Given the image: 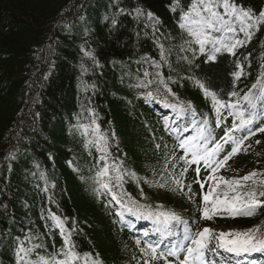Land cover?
Wrapping results in <instances>:
<instances>
[{
  "label": "trees",
  "instance_id": "1",
  "mask_svg": "<svg viewBox=\"0 0 264 264\" xmlns=\"http://www.w3.org/2000/svg\"><path fill=\"white\" fill-rule=\"evenodd\" d=\"M201 22L198 41L192 31ZM149 83L185 109L192 120L187 137L202 138L196 153L229 127V108L221 104L249 97L256 108L242 113L258 127L264 0H0V264H114L104 232L118 195L151 214L184 207L185 198L154 202L145 187L143 169L162 158L166 144L182 154L162 127L170 108L142 94ZM247 131L232 132L209 164ZM226 167V177L264 204V149ZM251 173L257 175L244 181ZM120 209L124 236L138 224L158 243L163 220L141 223L132 207ZM213 221L217 228L260 229L254 241H264V207ZM209 246L208 264L242 261ZM252 258L264 264L262 254Z\"/></svg>",
  "mask_w": 264,
  "mask_h": 264
},
{
  "label": "rangeland",
  "instance_id": "2",
  "mask_svg": "<svg viewBox=\"0 0 264 264\" xmlns=\"http://www.w3.org/2000/svg\"><path fill=\"white\" fill-rule=\"evenodd\" d=\"M206 26L204 22H201V27H197L193 30L195 37L197 39H201L202 36L200 34L201 28ZM148 73H153L152 68L148 67L146 69ZM151 77V76H150ZM150 77H148L150 79ZM152 94L153 97L157 98L163 106H167V102H171L173 104L176 103L174 97H172L169 93L163 90L156 83L148 84L146 86L145 91L142 94ZM246 105L244 102H238L236 109H233L234 120H241L240 111L242 107ZM182 116V115H179ZM237 124V123H236ZM235 124V126H236ZM187 126L184 125L183 128ZM264 128V127H262ZM255 135H250L248 139H244L241 144V151L238 155H245L247 152H251L252 154H259L260 150H263L264 147V132H260L259 130L254 131ZM259 141V143H257ZM255 147V150L252 149ZM246 149V151H244ZM237 155L234 156L233 160H230L225 165L227 167L232 164ZM229 164V165H228ZM178 167V168H177ZM226 167V168H227ZM147 170L146 172L149 174L148 177L144 178L145 187L147 190L148 196L154 200L155 202H160L161 204L174 203L173 201H181L183 196H188L191 198L192 193H195L196 190H200L202 198L200 203V215L202 216L203 210L207 207L210 211L213 208V203L216 199L225 200L227 199L229 203L232 202V197L238 196L240 197V201L237 202V206L247 203L249 198V192L243 187L242 184L239 185H230L225 182H231L234 180H230L226 177V173L224 170L218 171L215 175L210 177H205L204 179L201 177V171L199 169L196 170L195 173V181L196 184L193 183V180L190 178L189 174H186L185 170L178 166V160L174 158L171 154H164L162 158L158 161H155L151 166L144 168ZM143 173H145L143 171ZM146 173V174H147ZM190 178V179H189ZM203 184V187L201 185ZM212 189H215L212 196L209 198V202L206 204L204 201V196L207 195ZM225 193H227V197H225ZM170 200H169V199ZM118 204L120 205H129L132 206V202L126 201L122 196H119L117 199ZM226 215L230 216L228 211H225ZM224 211L218 210L215 215L212 216V219H218L225 215ZM118 214V213H117ZM187 211L184 212L182 210L175 211V217L177 220H183L186 223L187 217L185 216ZM121 214L111 215L110 225L111 229L109 231H105V244L104 246L110 252H113L112 261L114 264H162L157 258L155 253L151 252V247L143 244L138 238L133 237H124L121 234V229H118V223L120 222ZM210 219V220H212ZM201 219L198 224L199 232L203 229L208 228L211 229L210 237L216 239V237L224 232H246L252 230L249 228H230L223 227L217 228L214 226L213 221ZM188 229V227H186ZM196 238V237H195ZM194 239V238H193ZM217 240V239H216ZM218 241V240H217ZM184 253L182 258H180L177 262H165L163 264H183V260L185 256H187V246L191 245V240L184 238L182 241ZM249 250H254L249 247ZM155 257V258H154ZM190 264H200V261L191 260Z\"/></svg>",
  "mask_w": 264,
  "mask_h": 264
},
{
  "label": "snow or ice",
  "instance_id": "3",
  "mask_svg": "<svg viewBox=\"0 0 264 264\" xmlns=\"http://www.w3.org/2000/svg\"><path fill=\"white\" fill-rule=\"evenodd\" d=\"M209 9H205V11H208ZM213 16H215V13H213ZM207 27L211 28L212 25L211 23L207 24ZM203 43V42H202ZM233 47H236V45H233ZM232 49L229 48L228 51H231ZM217 52L220 51L219 48L216 49ZM209 59H212V57H209ZM237 79H239V75H237ZM235 95V93H233ZM246 101L249 102V104L252 103L249 97H244ZM217 103H219L217 101ZM227 106L228 108H235L236 105L234 104H228V105H223L221 104L220 107L223 108ZM252 119L248 120H241V128H247L248 126L253 124ZM235 130V129H234ZM260 132H264V128H259ZM256 133L253 132L252 135H255ZM230 137H226L224 139V143H228V139ZM244 139H248L247 136L244 137ZM235 147L232 148V151L225 156L222 160H220L216 167L212 169L213 172L217 171L220 167H223L229 159H231L233 156L237 155L242 149H241V144L242 141H235ZM259 143V141H257ZM184 147V145H182ZM223 148V144L217 143L215 147L212 149L211 152H207L205 157H200V159H205V166L207 167L209 165V161L206 159V157H211L214 153H217L221 151ZM246 151V149H244ZM197 158L195 153H193V159L189 161V163H196ZM256 173H251L249 176L243 177L244 181H249L251 180L254 176H256ZM230 185H239V181H231V182H225ZM261 184H264V181L260 182ZM104 187H107V185H104ZM203 187V184L201 185ZM215 189H212L207 195L204 196V201L207 204L209 202V198L212 196L213 192ZM227 193H225V197H227ZM261 196H264V192L260 193ZM240 201V197L234 196L232 197V202L229 203L227 199L225 200H219L216 199L213 203V208L211 211L206 207L203 212H202V218L205 220H210L212 219V216L216 214L218 210L220 211H228L231 215H246V216H251L255 214L256 209L264 207V204L258 202L257 197L255 194H250L247 203H243L239 206H237V202ZM131 211V209H129ZM164 216L163 219V224L167 225L169 220H176L175 216H167L165 214H161ZM159 221V218H158ZM260 231V229H252L250 231L246 232H227V233H220L216 239L219 241L218 247H223L226 248L227 251H248L249 246H251L252 249L254 250H260L261 248H264V241H259V247L255 243H253V240L256 237V233ZM211 235V229L205 228L201 232L196 234V238H191L187 237V239L191 240V245L193 246H187V256H185L183 260V264H190L191 260H196L200 261L203 258L204 250L207 248L208 240ZM152 253L156 252L155 248L151 249ZM169 255H176V253L169 252ZM155 258V257H154Z\"/></svg>",
  "mask_w": 264,
  "mask_h": 264
}]
</instances>
